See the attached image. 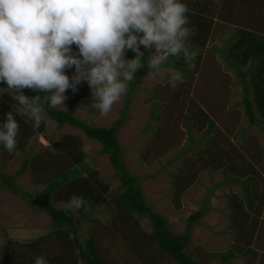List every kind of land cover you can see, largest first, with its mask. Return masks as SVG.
<instances>
[{"label":"rangeland","instance_id":"rangeland-1","mask_svg":"<svg viewBox=\"0 0 264 264\" xmlns=\"http://www.w3.org/2000/svg\"><path fill=\"white\" fill-rule=\"evenodd\" d=\"M207 1L209 9L215 10V19L201 51L198 69L193 73H182L178 69L165 68L161 73L150 72L148 75L145 72L139 77L131 91L124 121L117 130L118 144L122 149L124 167L130 174L139 177L145 203L165 219L172 233H183L187 216L202 207L203 212L191 225L189 242L183 249L192 260L199 264H264V210L253 214L258 219L255 227H252L249 242L244 246L237 241L239 224L234 222V209L231 206L235 196L241 203H245L242 183L257 191L264 188V132L255 124L248 123L241 102L243 85L234 70L225 64L221 52L222 49L225 53L226 44L236 37L235 25L240 24L238 20L241 16L232 15L228 18L222 13L225 18L221 19L216 15L222 11V6L219 8L218 4H222L223 0ZM256 13L257 9L251 15ZM186 46L191 49L190 36ZM191 52L196 53L195 50ZM172 71L179 72L183 77L182 83L175 88L169 84ZM244 80H247V76ZM6 87L4 84L0 92V112L12 110L19 118L23 110L17 114L18 108L12 109L7 99L10 95L4 92L7 91ZM71 92V89L66 92V108L61 106L57 109L67 110L77 120L97 127H108L121 117L120 109L127 97L122 96L110 113L102 116L91 106L89 108L94 110L91 112L87 107H82ZM191 107L203 110L213 121L215 130L205 133L206 124L200 123L196 115L188 116ZM43 115L42 131L33 129L27 122L32 135H36L27 139L21 149L8 153L0 146V172L14 175L24 160H30L36 154L42 156L38 158L40 167L29 163L22 174L14 177V184L20 189L37 195L42 185L36 184L39 181L33 183V180L49 178L46 170L51 165L50 154H57L53 142L64 133L81 138V151L85 154L83 162L97 171L99 180L108 183L110 196L106 203L85 207L86 215L78 227L79 240L83 242L90 231L94 230L95 241L110 262L131 264L125 253L128 245L118 239V243H114L106 231V228L111 227L108 224L115 211L112 200L119 197L122 189L108 157L99 152L101 146L98 142L86 138L78 128L64 124L57 129L55 123L45 113ZM3 117L6 119V114ZM3 117H0V124L5 121ZM255 117L258 118V115L255 114ZM213 136L220 141V146L213 144ZM85 147L87 151L83 150ZM43 154L48 157L44 158ZM207 159L212 162L204 165ZM191 170L194 181L180 193L176 205L173 200L174 191H179L186 184ZM246 176H252L254 180L247 181ZM224 177L239 179L215 186ZM131 217L134 218L132 225L136 226V215L132 214ZM137 223L142 231L150 230L146 218H139ZM48 226L49 218L45 212L28 205L22 195L0 186V248L6 237L30 240L45 234ZM117 234H114V238ZM227 249L234 250L235 256L222 263L217 252ZM160 264L172 263L161 259Z\"/></svg>","mask_w":264,"mask_h":264},{"label":"trees","instance_id":"trees-1","mask_svg":"<svg viewBox=\"0 0 264 264\" xmlns=\"http://www.w3.org/2000/svg\"><path fill=\"white\" fill-rule=\"evenodd\" d=\"M182 2L189 9L186 13L189 21L187 27L192 31L190 35L191 49L189 51H196L194 66L189 67L183 56H181L179 59L170 57L165 68L178 69L182 73H193L198 69L201 62V51L210 36L213 19H215V10L212 9L213 11H211L209 9L207 0H182ZM222 4L219 2L218 7L221 5L222 11H225H218L216 16L219 18H225L222 13L228 18L232 15L241 16L238 20L240 24L236 23L235 25L236 37L226 44L225 53L221 49L223 59L225 64L231 67L239 76V82L243 85L241 102L248 123L250 125L255 124L264 132V0H223ZM255 9H257L256 15H251ZM260 17L262 22H260ZM73 51H77L75 46H73ZM141 51L145 53L143 58L145 66L135 74V79L128 82L127 97L123 108L120 109L121 117L114 120L108 127L91 126L77 120L67 110L52 109L48 103L42 101L44 113L55 123L57 129L67 124L81 130L86 138L98 142L101 146L99 152L108 157L109 163L114 169V176L118 178L122 189L119 197L115 201L112 200L115 211L112 221L108 224L111 227L106 228V231L110 234L114 243L121 240L128 245L125 251L128 262L131 264H160L161 259H166L172 264H199L192 260L183 249L189 242L191 225L198 220L203 212L202 207L187 216L186 228L183 233L179 235L172 233L165 219L145 203L138 182L139 177L130 174L123 164L122 149L118 144L117 130L124 121L131 98L130 94L136 81L145 72H148L146 65L151 53H148L143 46H141ZM134 55L135 53L131 50L127 52V58H132ZM74 72V67L67 69V75L69 76H72ZM245 76H247V80H244ZM4 84L0 83V92L3 91ZM77 87L78 91L71 92V95L78 100L82 107H87L90 112L95 110L98 113L99 111L92 107L93 97L88 83L86 81L82 82ZM24 92L29 97L34 95L43 97L45 95L44 93H35L29 89H25ZM7 99L12 105L17 103L10 96H7ZM192 108L195 109L192 110ZM190 110L188 116L196 115L200 123L206 124L205 133L215 130L216 126L203 110L196 109V107H191ZM7 112L9 110L0 112V117H3ZM255 114L258 115V118L255 117ZM18 116L19 118L14 115V118L20 125L21 134L17 137V148L21 149L27 139L34 137L36 134L32 135L33 132L30 131L31 129L27 124V122L32 124L31 118L25 115L23 111H20ZM3 119L5 118L3 117ZM36 130L42 131L43 123ZM212 135L214 134L212 133ZM212 139L215 146L220 143L216 137L213 136ZM0 146L3 145L0 144ZM53 146L57 154H50L51 165L46 170L49 173V178L33 180V183L39 181L36 184L42 185L37 195L20 189L14 184V177L22 174L29 163L40 167L38 158H42V156L36 154L30 160H24L14 175L8 176L0 172V186L6 187L10 192L22 195L28 205L45 212L49 218L48 230L43 235L25 241L6 237L0 248V264H35L36 258L41 254L46 255L48 264H113L101 253V247L95 241L94 230L90 231L89 236L85 237L83 242L79 240L78 234L80 221L86 215V212H84L85 207L106 203V199L110 196L108 183L99 180L97 171L83 162L85 154L81 151V138L64 133L59 136L58 140L53 142ZM219 149L222 152V149ZM154 150L157 151V147ZM43 156L44 158L48 157L46 154H43ZM211 162L210 159H207L204 165ZM231 170L233 169L231 168ZM189 175L186 184L182 185L179 191H174L177 195L173 193V200L176 205L180 193L194 181L192 170L189 171ZM238 179L224 177L215 186L238 181ZM246 180L253 181L254 179L252 176H246ZM242 185L245 203H241L238 197L235 196L232 198L231 206L234 209L232 212L234 222L239 224L236 233L237 241L242 242L241 244L245 246L252 234V227H255V222L258 219L253 214L264 210V188L257 191V189L248 188L246 183H242ZM72 195L81 196L85 200L82 208L75 212L66 210L67 202ZM59 204L63 205L58 206ZM132 214L136 215L134 221L136 226L132 225L134 219L131 217ZM139 218H146L149 221L150 230L148 232L142 231L138 226L137 220ZM115 233L118 234L114 238ZM217 256L220 262L226 263L235 256V252L232 249H227L217 252Z\"/></svg>","mask_w":264,"mask_h":264},{"label":"clouds","instance_id":"clouds-1","mask_svg":"<svg viewBox=\"0 0 264 264\" xmlns=\"http://www.w3.org/2000/svg\"><path fill=\"white\" fill-rule=\"evenodd\" d=\"M182 0H0V83L23 110L33 129L44 122L43 102L52 109L65 107L66 92L87 82L92 107L107 115L126 95L128 82L145 66L161 73L170 57L183 56L194 66L195 53L186 46L191 35ZM73 46L78 51H73ZM135 53L127 58V52ZM72 76L67 69L73 68ZM147 75V76H148ZM179 72L169 74V84L182 83ZM29 89L41 95L27 96ZM20 125L13 111L0 124V144L8 153L17 149ZM87 151V147L83 149ZM85 204L72 195L66 210ZM35 264H48L45 254Z\"/></svg>","mask_w":264,"mask_h":264}]
</instances>
